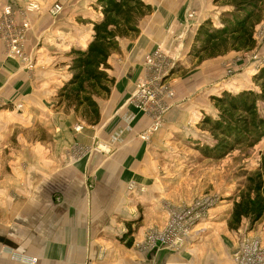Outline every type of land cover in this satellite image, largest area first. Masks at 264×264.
<instances>
[{
	"label": "crops",
	"instance_id": "0c3cea01",
	"mask_svg": "<svg viewBox=\"0 0 264 264\" xmlns=\"http://www.w3.org/2000/svg\"><path fill=\"white\" fill-rule=\"evenodd\" d=\"M144 1L151 14L140 22L139 33L121 40L110 56L113 84L109 94L95 99L98 123L87 126L57 112L63 108L57 107V94L71 77L69 52L86 48L94 19L63 17L70 3L57 2L63 11L54 19L50 0H0V13L6 5L15 11L22 7L21 12L28 3L38 5V11L27 14L31 28L24 44L32 70L7 59L0 41V99L5 105L0 109V264H233L236 245L217 240L216 211L179 250L144 248L148 231L162 229L167 208L188 204L182 183L166 171L173 166L169 154L174 155L177 144L203 139L195 126L204 115L214 114L210 97L244 89L235 85L231 91L224 83L226 57L238 53L197 65L188 56L196 32L187 34L171 78L176 93L171 108L161 129L141 139L151 120L138 114L129 99L145 74V56L180 30L187 12H199L196 28L204 17L219 12L214 0ZM208 2L211 8L205 6ZM86 3L75 1L81 9ZM212 22L220 27L218 19ZM37 134L47 136V142ZM227 212L225 219L231 210ZM213 233L210 243L206 238Z\"/></svg>",
	"mask_w": 264,
	"mask_h": 264
},
{
	"label": "trees",
	"instance_id": "16d2710c",
	"mask_svg": "<svg viewBox=\"0 0 264 264\" xmlns=\"http://www.w3.org/2000/svg\"><path fill=\"white\" fill-rule=\"evenodd\" d=\"M216 1L226 2L229 9L219 15L220 27H214L212 20H207L197 28L188 55L197 64L230 52L253 50L255 29L264 21V0ZM92 9L98 17H87L94 19L91 39L84 50H70L68 71L71 77L57 94L58 104L78 115L87 126L98 123L95 99L109 94L113 84L108 75L110 56L119 50L121 40L139 33L140 22L152 11L144 0H96ZM252 81L260 92L243 89L210 97L214 114L204 115L200 125L208 128L214 145H196L195 150L202 157L221 160L236 148H251L264 141V67ZM246 177L245 190L234 202L227 222L232 231L237 230L243 220L257 222L264 215V157Z\"/></svg>",
	"mask_w": 264,
	"mask_h": 264
},
{
	"label": "rangeland",
	"instance_id": "374dc122",
	"mask_svg": "<svg viewBox=\"0 0 264 264\" xmlns=\"http://www.w3.org/2000/svg\"><path fill=\"white\" fill-rule=\"evenodd\" d=\"M45 1L47 0H41L42 3H44ZM50 1H51L50 5H52L53 3L56 4L57 2H60L64 5H66V3H70V5L65 7L63 17L65 16V18L71 19L72 21L73 18H78V16H74L77 13L78 14L81 13L80 16L82 17L83 16L89 17L88 15H91L92 18H96L94 15L95 14L94 9H89L91 6H94L91 5L90 2L94 1L95 3L96 0H86L87 3L86 5L82 4V9L75 4V1L78 0H64L63 1L64 3L62 2V0H50ZM213 5L216 6L219 12H217V14L204 17L203 22L212 19L219 20L218 13L220 14L229 9V6L227 5L226 2L217 3V1L214 0ZM205 6L211 8V6H209V2L205 4ZM21 8H18L16 12H20ZM85 10L87 11V13L90 14L83 15ZM61 13L58 15V18L60 17ZM198 13L197 15H199ZM96 14L98 15V13ZM198 18L199 16L197 17V19ZM196 22L197 20H195L193 25H191L185 32H182L181 36L182 39H184L183 41L184 43L187 34L196 32L197 30L195 25ZM76 23L79 24L78 21ZM255 39H256V46L253 50L248 52L238 53L239 56H234L233 54H231L230 56L226 57L229 60H227V62L224 65V69H225L224 73L226 79L225 80L226 82L224 83H229L228 88H231L230 89L231 91H235V87H234L235 85H240L239 87L244 88L246 90H253L255 92H260L259 86L253 83L252 78L254 75H256L259 72V70L262 67H264V21H262L260 25L256 27ZM183 50L184 47L181 53L182 57H183ZM188 61L190 62L191 60ZM32 64L34 65L33 60H32ZM241 64H244V66H240ZM21 65L24 69H26L23 64ZM221 84L222 83L219 84L218 82L217 86ZM216 95L220 96L221 94L220 95L216 94ZM60 106L61 103L57 105V107ZM57 112L63 113L64 115H69L70 121L75 122V117H77L78 120L81 121L78 115H74L72 111L67 110L66 108H64V106L62 109L58 110ZM200 122L201 120L195 127L197 130L204 133L205 136L203 137V139L197 141L198 143H196L195 141L192 142L188 140L184 145L177 144V149L175 150L174 155L169 154V157L171 156L170 159H171V163H173V166L172 168L171 166H169L166 169V171H169L170 174H175V177L178 178V181L182 183L184 187V196L186 197V199H188L187 200L188 203L200 197H207V196L218 197L219 199L218 203L216 204V206L211 208V211L214 212L216 211L215 212L216 214H214L215 223L217 222L218 224H220L214 227L217 240L227 243L228 246L230 247H234L235 245L238 244L241 236L246 235L253 238H259L261 242L264 244V215L257 222H252L250 220H243L241 226L237 230L232 232H230L227 229V225H226L230 216L229 218L225 219L226 215L229 214L227 211L232 210L234 202L238 201L240 192L242 190H245L246 187L245 179L247 178L246 174L252 172L253 169L260 164L261 158L264 157V141L260 142L259 144L251 148H246V147L236 148L233 152H231L229 155H227L225 158L221 160H216V161L209 160L202 157L195 150L196 145H200V146L214 145V141L211 137V133L209 132L208 128H202ZM74 130L76 133H79L80 127H75ZM36 137L38 139L39 138L42 139L41 141L47 142V136L43 134L42 135L37 134L35 138ZM77 154L78 152L74 151L73 156H76ZM225 220H226V224L225 226H223L221 223L224 222ZM165 225L166 222L163 224L161 228L162 229L165 228ZM207 227H211V226H206V229ZM212 235H214V233L206 238V240L209 241L210 243H214L215 241Z\"/></svg>",
	"mask_w": 264,
	"mask_h": 264
},
{
	"label": "built area",
	"instance_id": "2783aa9c",
	"mask_svg": "<svg viewBox=\"0 0 264 264\" xmlns=\"http://www.w3.org/2000/svg\"><path fill=\"white\" fill-rule=\"evenodd\" d=\"M36 11L38 5L31 2L22 12H16L11 5H6L0 13V41L5 47V57L20 62L27 70H32L34 66L24 51L26 36L31 28L27 14ZM61 12L62 6L58 3L49 10L50 16L54 19L58 18ZM196 17L195 11L187 12L186 22L180 30L172 33L165 44L157 46L144 58L145 74L136 82L135 92L129 99V103L138 114L147 116L151 120V126L141 137L143 140H148L161 129L165 116L171 108V102L176 95L171 78L182 60L181 53L184 47L181 34L193 25ZM4 106L0 99V109ZM20 109L21 106L15 107L16 111ZM129 190H133V186H129ZM218 201V197L207 196L194 199L186 205L168 207L165 228L148 231L144 248L153 250L163 247L179 250ZM12 256L15 260L26 263L35 262L17 255ZM231 259L233 264H264V244L259 238L243 235L233 249Z\"/></svg>",
	"mask_w": 264,
	"mask_h": 264
}]
</instances>
